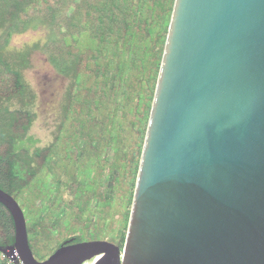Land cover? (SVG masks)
<instances>
[{
	"label": "water",
	"instance_id": "95a60500",
	"mask_svg": "<svg viewBox=\"0 0 264 264\" xmlns=\"http://www.w3.org/2000/svg\"><path fill=\"white\" fill-rule=\"evenodd\" d=\"M0 202L22 264H264V0H174L121 251L67 239L38 260Z\"/></svg>",
	"mask_w": 264,
	"mask_h": 264
},
{
	"label": "trees",
	"instance_id": "16d2710c",
	"mask_svg": "<svg viewBox=\"0 0 264 264\" xmlns=\"http://www.w3.org/2000/svg\"><path fill=\"white\" fill-rule=\"evenodd\" d=\"M173 2L0 0V101L23 104H0V188L23 209L29 245L43 251L32 250L38 260L67 239H103L122 250ZM37 26L47 37L34 46L67 80L58 133L42 147L28 135L35 94L1 52L13 34ZM14 239L0 202V250Z\"/></svg>",
	"mask_w": 264,
	"mask_h": 264
},
{
	"label": "rangeland",
	"instance_id": "374dc122",
	"mask_svg": "<svg viewBox=\"0 0 264 264\" xmlns=\"http://www.w3.org/2000/svg\"><path fill=\"white\" fill-rule=\"evenodd\" d=\"M46 37L47 29L44 26L29 28L23 33L13 34L7 45L1 50L3 57L14 64V67L21 72L30 89L35 94L33 110L37 116L28 131V135L36 140L35 145L39 147L51 143L58 133L57 124L59 120L56 117L57 109L64 94L65 83L67 81L56 73L46 61L45 55L34 46L41 44ZM21 59H24L23 65L19 64ZM0 104L8 106L10 109H18L23 106L19 98H13L8 101L2 100ZM114 134L115 131L113 132ZM112 154L110 147L105 149L104 156H107L108 159L112 157ZM108 176L106 173L105 179H109ZM61 190L63 199L68 201L70 199L68 190ZM92 203L96 202L93 201ZM32 250L38 256L43 254L40 246L34 247Z\"/></svg>",
	"mask_w": 264,
	"mask_h": 264
},
{
	"label": "built area",
	"instance_id": "2783aa9c",
	"mask_svg": "<svg viewBox=\"0 0 264 264\" xmlns=\"http://www.w3.org/2000/svg\"><path fill=\"white\" fill-rule=\"evenodd\" d=\"M0 264H22L14 247L0 250Z\"/></svg>",
	"mask_w": 264,
	"mask_h": 264
},
{
	"label": "bare ground",
	"instance_id": "6f19581e",
	"mask_svg": "<svg viewBox=\"0 0 264 264\" xmlns=\"http://www.w3.org/2000/svg\"><path fill=\"white\" fill-rule=\"evenodd\" d=\"M96 259H97V257H96V258H93L92 260H94V261H95ZM83 264H84V263H83Z\"/></svg>",
	"mask_w": 264,
	"mask_h": 264
},
{
	"label": "flooded vegetation",
	"instance_id": "af4514ba",
	"mask_svg": "<svg viewBox=\"0 0 264 264\" xmlns=\"http://www.w3.org/2000/svg\"><path fill=\"white\" fill-rule=\"evenodd\" d=\"M71 243H75V242H73V240H72V242Z\"/></svg>",
	"mask_w": 264,
	"mask_h": 264
}]
</instances>
